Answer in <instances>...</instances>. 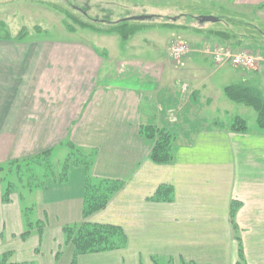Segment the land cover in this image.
Segmentation results:
<instances>
[{
	"label": "crops",
	"instance_id": "obj_1",
	"mask_svg": "<svg viewBox=\"0 0 264 264\" xmlns=\"http://www.w3.org/2000/svg\"><path fill=\"white\" fill-rule=\"evenodd\" d=\"M235 2L250 5L264 13V8H260L264 0ZM200 27L193 31L184 30L192 49L180 62L170 57L169 50L177 35V30L171 27L143 31L140 37L126 43H120L116 35H102L101 44L106 48L89 43L85 47L74 40L59 41L56 45L35 49L42 54L0 57V165L34 156L39 151L54 150L65 138L80 147H99V153H116L118 156L121 152H132L129 162L123 156L111 158L108 155L103 163L98 159L94 166L95 176L125 180L128 182L126 188L146 181L142 173L147 170L173 171L171 164H179L186 169L187 163H208V166H216L217 171L200 178L195 184H189L184 191L178 190L177 180L168 175L167 181L174 185L175 193L177 190L174 201L144 202L141 207L133 206L136 226L141 231L155 230L156 222L163 229L207 226L210 235L226 240L213 245L190 244L186 245L185 251L181 249L178 252L193 261L214 258L217 254L225 256L229 252L231 261L236 264L238 245L230 230V221L234 220L241 229L248 264H264V131L258 128L256 117L252 127L248 123L250 131L246 132L230 130L229 122H219L223 112L226 115L227 109L236 108L233 103L245 106L229 99L225 94L226 88L235 83L241 85L243 73V80L253 88L255 84H251L248 77L254 72H263L261 67L242 68L245 72L240 70L236 75L228 76L219 72L223 69L220 66H216L217 71H212L210 64L213 63L200 58L203 46L219 45L239 53L245 44L240 39L237 42L236 39L215 38L210 31L202 29L203 25ZM147 35L152 39H147ZM161 36L167 56L157 53V49L162 48ZM98 48L106 49L108 56H100L102 52ZM139 50L148 56L141 58L134 54ZM205 54L214 60L207 49ZM68 67L75 71L74 83L69 86L64 85L69 81V77L65 78ZM217 72L222 74V78L221 86L215 91L210 80ZM234 117L243 116L234 115L231 120ZM151 125L174 133L173 163L161 166L151 161L152 141L140 134L143 126ZM102 166L105 170L99 171ZM72 169L81 172L77 177L79 185H72L68 177L65 181H52L48 189L43 188H56L57 198H52V201L70 206L69 221L59 222L60 235L65 234L61 228L64 224L75 225L84 220L83 191L87 171L82 166ZM147 181H152L151 175ZM234 200L241 207L235 219H231L230 208ZM20 204L18 199L16 205L13 198L10 204H4L0 198V224H3L0 249L4 253L11 249L9 242L14 243L16 236L27 226ZM37 207L43 209L41 204ZM110 207L97 211L88 220L114 223L104 219ZM129 214L132 212L124 206V215ZM123 219L127 220L126 217ZM145 220L151 225H145ZM215 225H220V230H214ZM47 234L45 230L43 236L37 237L41 247L45 245ZM195 241L201 242L200 239ZM225 241H229V245ZM17 247L14 245L13 248ZM66 248L68 254L62 264H71L74 246L69 243ZM61 250L63 255L64 250ZM113 256L112 252L82 255L79 263L100 264L103 260L111 263ZM205 264L217 263L210 259Z\"/></svg>",
	"mask_w": 264,
	"mask_h": 264
},
{
	"label": "rangeland",
	"instance_id": "obj_2",
	"mask_svg": "<svg viewBox=\"0 0 264 264\" xmlns=\"http://www.w3.org/2000/svg\"><path fill=\"white\" fill-rule=\"evenodd\" d=\"M77 7H79L81 10H79V8ZM75 8L78 10H76ZM260 8L263 9L264 4L261 5ZM259 10L260 9H256L255 7H252L250 5L243 6L240 4H236L235 0H0V57L10 58V56H22L25 54H42L41 51L35 49H38V47H50L52 45H56V43L59 41L74 40L80 41V44L85 47L91 44H96L99 45V47H104L101 44L102 35H116L117 37H119L120 43H126L132 41L134 38H136V36L140 37L139 35L143 31L159 28L170 29V27L174 28V30H177L175 42H185L189 46V48L192 49L188 34L186 36V32L184 30L193 31L195 30L194 28H201V25H199V22L196 18L203 15L219 16L221 18V20L219 22H216L215 24L211 22L202 24V29L205 32H215L217 30L231 31L233 32V34H238L241 38L239 41H241L242 44H245L243 45V47H241V51L239 53L245 52L249 55L254 54L264 57V45L262 46V48H259L262 44H264V37L261 34H264V13ZM83 12H85L87 15H85ZM69 13L74 15L73 19L76 17L81 22H85L87 24H98V22H95L94 20L119 22L124 18L135 15L148 14L157 15L159 17L156 20L151 19L152 21H149L150 19H146V23H142L140 21H131L130 26L136 28L135 33L134 35L123 40L120 34H109L103 31L98 32L92 28L88 29L87 27H83V25L78 22V19L74 21L73 19L69 18ZM169 17H178L179 21L177 22V24L182 23L185 25V27L179 28L172 25H169V27H161V23L169 22ZM250 23L252 24V26L257 27L259 31L252 26H247V24ZM145 25H148L146 29H144ZM106 26L107 25H102V27ZM103 30L106 29L103 28ZM210 35L215 38L221 39L220 37L213 34ZM244 35H246L247 37H244ZM146 38L149 40L152 39L149 35H147ZM162 38L163 37L161 36L160 39L162 42V48L157 49V53H161L167 56V53L165 51V42L162 41ZM245 38H247L248 41H244L247 40ZM239 41L237 40V42ZM28 46H31L33 48H27ZM216 47L221 48L219 45L214 46L212 44H209L207 47L203 46L201 51L203 53H200V58L209 59L211 63H213L210 64L212 67V71H217L216 66H220V68L223 69L219 72H224L227 73L228 76H233L237 74L236 71L241 70L242 73L245 72L242 68L248 69L243 66H235L229 60L221 63L222 65H217V62H215L212 58H210V56L205 54V50L207 48L213 50ZM98 49L100 50V52H102L99 53L100 56H108V51L106 49ZM222 49H224L225 51L230 50L233 54H238L229 49V47H224ZM143 52L144 51L139 50L134 54H139L141 58L148 56V53ZM151 57H153V54L151 55ZM48 65L49 62H47L46 68ZM259 67H261L260 71H262L263 73L258 74L254 72L250 77H248V79L251 84H255L253 88L258 90L264 98V63L263 65L262 63H257L254 67L251 68L258 69ZM47 71L48 70H46V72ZM74 72L75 71L74 69H72V67L67 68L66 74L68 76L65 78L69 77V81L64 85L69 86L71 83H74ZM219 72H217L216 75H214L210 80V84L214 85L215 91H218L217 88L221 86L220 78H222V74H220ZM243 75L244 73L242 74L241 82L243 83L241 84L245 83L246 85L250 86V84H247L243 80ZM233 105H235L234 107L236 108L230 107V109H227L226 115L225 112H223L220 116L222 118H219L221 119L219 122H229L227 125H230L232 116L239 114L240 116L247 118V124L249 123L252 127L256 119V111L249 107L238 106L234 103ZM169 132L171 134H174L171 131ZM157 137L159 138V135ZM151 141L154 147V140ZM69 144H73L75 147L81 148V151L79 152L73 147L71 148L72 150H70L68 148ZM99 149L101 148L94 147L93 149H90L86 147H80L65 138L60 143V145L56 149H54L55 151L52 155L54 166H56V172L60 167L61 161L65 159L75 161V163L77 164L73 167H80L81 165H83L82 163H84L85 161L87 163L88 161L87 164L89 165V167L86 169L89 172L90 176L96 178L98 176H95L94 166L96 165L98 159H101V163H103L104 158H106V156L108 155L111 158L123 156V158H125V160L129 162L131 156L133 157L132 152H121L118 153L117 156L116 153L112 155L109 153H99ZM172 151L174 152V150ZM43 152L46 151H39L34 156H26L25 158H19L17 160H19V163H23L24 165H26L28 161L33 160L37 157V155L42 154ZM174 157L175 156H173V158ZM14 161L15 160H11L7 163H4L3 165H0L4 166L6 171H0V198L4 204H10L13 198L16 205L19 199V201L21 202L20 205L22 208V212L24 213V220L25 222H27V226L21 233L18 234V236H16V241H14V243L9 242V244H11L9 246L11 247L9 251H6V253H4V251L0 249V256L8 253L6 264H62V261L66 260V256L68 254V248L65 249L66 245L69 243L73 244L71 241H68V234L65 231L66 226L67 228L70 227L71 229H78L85 221V219L80 223H75V225L64 224L61 228L64 230L65 234L60 235L59 222L63 223L69 221L68 213L70 212V206L68 204H64V202L58 204L57 202L52 201V198H57L56 188L53 187L50 190L47 189L50 186V183L55 180L53 178L46 179L45 183L43 184L45 186L44 188L47 189H35L34 187L33 189H30L27 184L30 185L33 181H28V174L24 176V178L22 179L23 181L17 182V174L11 173V171H9V169H11L14 165L10 164V162ZM171 163H173V161ZM221 163L222 161L218 164V168L221 167ZM164 164L157 165L163 166ZM207 164L208 163H203L202 165H199L198 163H187V165L185 166L187 171L179 164H171L173 171L157 170L156 172H154L151 170H147L142 173V177L146 181L142 180V183H140L139 186H137V184H130V187L126 188L128 182L124 180V187L114 195H112V197L110 198L109 202H111L110 204L108 202V204L111 205V207L104 214V219H107L106 221L108 222L114 221V223L111 224L123 228L125 232V245H122L121 249L99 253H88V255H99L102 253L110 252L114 254L111 263L108 262V260H103L100 264H205V262H208L210 259L213 263L215 262L217 264H233L234 261H231L229 252L225 254V256L217 254L214 256V258L207 257L202 258L201 260L196 259V261L185 258L186 254L185 256H182V253L178 252L181 249H184L185 251L187 249L186 245L199 244L202 246L206 245L207 243L213 245V243L217 244V241L226 240L217 239V237L210 235L207 226L195 228H176L175 226H171L167 227V229H163L160 228V225L158 224V222H156L155 230L146 229L144 231H141L135 223L133 206L141 207L145 203H172L174 201L177 190L175 193L173 187L174 185L167 181L168 175L171 177L173 176V179H176L178 181H176L175 183L176 186H178V190L180 189L181 191H184L186 186H188L189 184H195V182L200 178L213 174L217 171L216 166H208ZM76 169H72L70 173L71 175L69 174L70 176H68L70 177V181L74 186L79 185V183H77V177L81 173ZM98 170L103 171L105 170V168L104 166H102L99 167ZM57 174L59 173L57 172ZM148 175H151V182L147 181ZM56 178L58 179V176H56ZM10 183L13 184V186ZM10 185L11 189L9 190ZM162 185L172 186L174 190L173 201L169 202L166 200L164 201L152 199L156 194L157 189ZM6 197H8V200L6 199ZM234 202L237 201L234 200ZM40 204L42 205L43 209L40 208L39 210V207L37 206H39ZM77 206L80 210L81 206L79 201ZM124 206L128 207V211L132 212V214L125 216ZM240 207L241 204L235 206L234 217L231 215V219H235ZM26 214L33 222V224H31V228L28 226ZM45 214L49 221L46 219V217H42V215L45 216ZM107 216H110V218H108ZM124 217H126L127 220L123 219ZM89 222L95 223L90 220ZM230 222V230H232V233L234 234L233 240L236 241L238 245L237 256H239L240 249L243 252L242 256H244H239L236 264H248V260L244 252L243 237H241L242 234L241 229L239 228V224L234 220ZM100 223H105V221ZM144 223L147 226L151 225L147 223L146 220ZM2 225L3 224H0V230L2 229ZM38 227H42L48 232L47 238H44L45 245H42V247L39 245V239L37 240V237L41 236L39 235V231H37ZM213 229L220 230V225H215ZM29 231H31L32 234L24 238L22 235L24 233H28ZM195 234L196 236H194ZM42 238L43 237H41V239ZM201 238H203L202 241ZM197 239H200L201 242L195 241ZM53 240L61 242L57 243ZM225 243L229 245V241H225ZM14 245H17L18 247L13 248ZM58 246H60L59 249ZM61 248L64 250L63 255L61 252ZM80 256L82 255H79L77 258L78 264H80Z\"/></svg>",
	"mask_w": 264,
	"mask_h": 264
},
{
	"label": "trees",
	"instance_id": "obj_3",
	"mask_svg": "<svg viewBox=\"0 0 264 264\" xmlns=\"http://www.w3.org/2000/svg\"><path fill=\"white\" fill-rule=\"evenodd\" d=\"M79 8V7H77ZM76 9V8H75ZM78 10V9H76ZM79 10H81L79 8ZM85 15H87L85 12H83ZM74 15L69 13V18L73 19ZM132 17V16H131ZM159 16L157 15H151V18L149 21H152L151 19L156 20ZM78 18H74L73 20H77ZM198 20V18H196ZM221 20V18H220ZM219 20V21H220ZM95 22H98V24L95 23H85L81 22L78 19V22L83 25V27L92 28L98 32H105V33H116L120 34L121 38L127 39L128 37L134 35L136 28L130 26L131 21L126 20L124 18L123 20L119 22L115 21H105V20H94ZM140 21V20H135ZM179 21L178 17H169V22L161 23V27H169V25L176 26L179 28H184V24H177ZM106 22V23H105ZM142 23H146V21H140ZM199 22V21H198ZM102 25H107L106 27H102ZM199 25L202 26V24L199 22ZM101 26V27H100ZM247 26H252V24H247ZM142 27V26H141ZM148 25L144 26V29H146ZM255 29L257 27L252 26ZM106 29V30H103ZM143 28V27H142ZM143 30V29H142ZM258 30V29H257ZM259 31V30H258ZM211 34L220 37L224 40H238L241 39L238 34H233V32L225 30V31H210ZM264 37V34L261 33ZM224 38H223V37ZM244 37H247L244 35ZM247 39V38H245ZM243 41V40H242ZM244 41H248L244 40ZM243 41V42H244ZM264 44L261 45L262 48ZM226 96H228L229 99L233 100L237 104L245 105L247 107L254 108L256 111V118H257V126L259 129L264 131V98L263 96L256 91L255 89L251 88L250 86L246 84L241 85H230L225 90ZM230 130H234L237 132H246L250 131L249 126L247 124V119L241 118V117H235L231 121V124L229 125ZM140 134H142L145 138L151 140H154V147L152 148L150 158L153 160V162L157 164H164V163H171L173 159V144L172 141L174 139V134H171L169 131L165 129H157L155 126H143L141 128ZM159 135V138L157 137ZM76 149L77 151H81V148L75 147L73 144H69L68 148L72 150L71 148ZM54 153V150L49 149V151L43 152L42 154L37 155L36 158H34L31 161H28L26 165L23 163H19V160H15L14 162H10V164H14L9 171L11 173H16L18 176L17 182L23 181L25 175L28 174L27 178L28 181L30 180L32 183L28 185L30 189L33 187L35 189L44 188V184L46 179L53 178L57 181H65L68 179V176L70 174V170L73 166H75L77 163L75 161H70L68 159H65L61 161L60 167L57 169L56 172V166H54V161L52 159V155ZM70 158V157H69ZM88 163V161H87ZM86 163H82L81 165L83 168H85V171H87L86 168L89 167V165ZM9 164V163H8ZM0 171H5L4 166H0ZM6 172V171H5ZM8 173V172H7ZM86 178H85V185H84V191H83V211L82 216L84 217L85 221L82 223V225L76 229V228H65V231L68 234V241H71L74 245V255L71 259V264H78V256L79 255H88V253H99L104 251H110V250H117L121 249L122 245H125V238H124V230L122 227L115 226L111 223H91L89 222L88 218L94 213H97V211L105 210L108 207V202L112 195H114L116 192H118L120 189H122L125 185V181L123 180H113V179H105L100 177H92L90 176L89 172H86ZM57 174V175H56ZM58 176V179L56 178ZM26 181V180H25ZM9 184V183H8ZM11 184V183H10ZM13 186V184H11ZM11 185L9 187V190L11 189ZM9 186V185H8ZM13 188V187H12ZM8 192V191H7ZM174 198V190L172 186L168 185H162L157 189L156 194L152 198L153 200H166V201H173ZM8 200V197H6ZM239 205V203L234 202L232 204L231 208V215L234 217L235 213V206ZM26 219L28 220V226L31 228V224H33L30 217L26 214ZM37 231H39V234L42 235L45 230L42 227H38ZM69 232V233H68ZM31 233L29 231L28 233H24L22 236L24 238L28 237ZM243 252L240 249L239 256H242ZM8 257L7 254H3L0 256V264H6V260Z\"/></svg>",
	"mask_w": 264,
	"mask_h": 264
},
{
	"label": "built area",
	"instance_id": "obj_4",
	"mask_svg": "<svg viewBox=\"0 0 264 264\" xmlns=\"http://www.w3.org/2000/svg\"><path fill=\"white\" fill-rule=\"evenodd\" d=\"M190 51L189 46L185 42L176 41L172 46L170 47V57L174 59L177 62L182 61L185 55L188 54ZM207 51H209L213 57L214 61L218 64L223 63L224 61H231L235 66H243L245 68H251L254 67L257 63H264V57L261 55H254V54H247L245 52L233 54L230 50L225 51L222 48L216 47L213 50H210L207 48Z\"/></svg>",
	"mask_w": 264,
	"mask_h": 264
},
{
	"label": "water",
	"instance_id": "obj_5",
	"mask_svg": "<svg viewBox=\"0 0 264 264\" xmlns=\"http://www.w3.org/2000/svg\"><path fill=\"white\" fill-rule=\"evenodd\" d=\"M148 18H151V16L146 14V15H135L133 17H127L126 20H129V21H135V20L145 21ZM219 20H220L219 16L203 15V16L198 17V21L201 24H204L206 22L215 23V22H218Z\"/></svg>",
	"mask_w": 264,
	"mask_h": 264
}]
</instances>
